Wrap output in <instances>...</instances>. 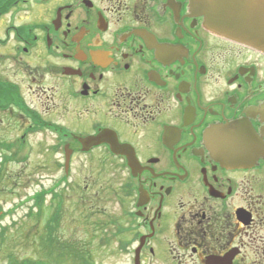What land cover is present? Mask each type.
Wrapping results in <instances>:
<instances>
[{"label":"flooded vegetation","instance_id":"obj_1","mask_svg":"<svg viewBox=\"0 0 264 264\" xmlns=\"http://www.w3.org/2000/svg\"><path fill=\"white\" fill-rule=\"evenodd\" d=\"M0 126L61 151L47 264H264V54L191 0H0Z\"/></svg>","mask_w":264,"mask_h":264},{"label":"rangeland","instance_id":"obj_2","mask_svg":"<svg viewBox=\"0 0 264 264\" xmlns=\"http://www.w3.org/2000/svg\"><path fill=\"white\" fill-rule=\"evenodd\" d=\"M6 121L17 126L12 120ZM56 142L52 134L37 132L25 136L0 129V146L15 154L2 162L6 152L0 150V239L4 235L0 242L5 244L0 245V264H40L39 260H46L42 264H47L48 246L39 242L47 240L43 230L51 218L52 207L56 217L62 212L60 220L66 228L65 236H73L75 201L71 196L64 202L59 197H46V189L53 187L62 175L61 151L53 150ZM38 196L43 199L37 200ZM98 264L122 263L104 258Z\"/></svg>","mask_w":264,"mask_h":264},{"label":"water","instance_id":"obj_3","mask_svg":"<svg viewBox=\"0 0 264 264\" xmlns=\"http://www.w3.org/2000/svg\"><path fill=\"white\" fill-rule=\"evenodd\" d=\"M207 29L264 54V0H191Z\"/></svg>","mask_w":264,"mask_h":264},{"label":"trees","instance_id":"obj_4","mask_svg":"<svg viewBox=\"0 0 264 264\" xmlns=\"http://www.w3.org/2000/svg\"><path fill=\"white\" fill-rule=\"evenodd\" d=\"M42 197H43V196H38V199H37V200H41V199H43ZM3 238H4V235H2V236H1V239H0V241H1ZM0 245H2V243H1V242H0ZM3 245H5V244H3ZM3 245H2V246H3ZM0 251H1V246H0ZM5 251H8V249H7V250H5ZM44 263H45V262H44Z\"/></svg>","mask_w":264,"mask_h":264}]
</instances>
